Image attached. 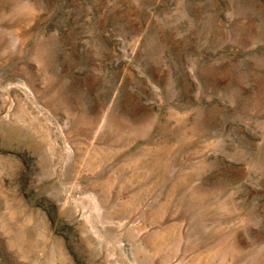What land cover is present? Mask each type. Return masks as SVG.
Wrapping results in <instances>:
<instances>
[{
    "label": "rangeland",
    "instance_id": "1",
    "mask_svg": "<svg viewBox=\"0 0 264 264\" xmlns=\"http://www.w3.org/2000/svg\"><path fill=\"white\" fill-rule=\"evenodd\" d=\"M0 264H264V0H0Z\"/></svg>",
    "mask_w": 264,
    "mask_h": 264
}]
</instances>
